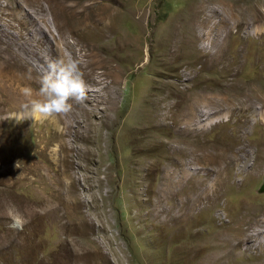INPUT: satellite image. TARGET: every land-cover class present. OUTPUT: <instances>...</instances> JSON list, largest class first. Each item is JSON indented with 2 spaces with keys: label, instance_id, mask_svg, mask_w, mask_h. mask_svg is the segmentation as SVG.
I'll use <instances>...</instances> for the list:
<instances>
[{
  "label": "rangeland",
  "instance_id": "1",
  "mask_svg": "<svg viewBox=\"0 0 264 264\" xmlns=\"http://www.w3.org/2000/svg\"><path fill=\"white\" fill-rule=\"evenodd\" d=\"M27 1V11L38 5ZM11 5L23 13L17 0ZM115 5L118 35L142 48L120 53L128 72L119 113L102 124L97 142L72 137L67 154L49 140L52 117L0 114V264H264V226L256 224L264 218V104L243 103L227 90L222 94L238 105L226 115L206 100L232 81L264 97V0ZM165 40L181 45L176 62L164 60L163 52H172ZM212 40H227L224 62L213 67L207 61L217 48H202ZM130 53L147 64L134 66ZM161 79L170 85L164 126L153 116ZM99 117L91 119L101 126ZM82 118L76 108L73 119ZM43 147L41 158L36 150ZM61 159L73 160V169L59 166ZM172 171L175 180L168 179Z\"/></svg>",
  "mask_w": 264,
  "mask_h": 264
},
{
  "label": "bare ground",
  "instance_id": "2",
  "mask_svg": "<svg viewBox=\"0 0 264 264\" xmlns=\"http://www.w3.org/2000/svg\"><path fill=\"white\" fill-rule=\"evenodd\" d=\"M1 1L2 0H0V114L14 113L16 117H18L17 112L20 111L21 114V105L26 99L22 94L23 89L31 88L34 96H38V89L40 87L39 81L51 61L61 58L78 59L82 62L81 68L89 86L87 99L83 103L71 101L73 103V108L68 114L62 116L58 115L59 118L57 116L52 117L56 125L54 124L55 129L49 133V140L58 141V146L62 147L67 154L73 150L74 145L72 143V137L76 140H91L92 138L93 141L95 140L97 142L101 136L100 131L102 124L104 126L111 120L113 121L112 111H116L117 114L119 113L121 85L128 72L122 64L120 53L126 49L136 51L142 48L138 41H129L118 35V33L121 34L119 24L121 11L115 5L117 0H56V4L54 0H37V7H34L30 11L23 9V7L29 5V1L17 0L18 6L22 7L23 13H21V11L18 12L17 7L15 8V6L11 5V0H4L5 3ZM42 1H47L49 3L52 1L55 6L52 7L49 4L47 7H44L42 6ZM46 10L52 15L51 20L46 17L44 13ZM133 13L134 12H132V14ZM262 16H264V13ZM52 25L59 31V36L53 31ZM108 37L112 39L107 40ZM226 41L227 40H212L209 46L202 47L204 49L208 47L217 48V52H214V54L216 53L217 55L212 54L214 56L208 58V66H216L217 63L220 64L225 58ZM161 43L168 50L172 51L171 53L167 51L169 52V56L166 52H163L164 60L167 61L169 58V62H176L181 56V52L179 51L181 45L176 43L170 44L167 40ZM150 49L148 50L150 51ZM135 57L134 53L129 54V59L134 66L140 68L147 64V61L140 63L141 57H136V59ZM188 65L193 66L195 64L189 63ZM233 82L234 81L228 82V85H226L228 86L227 89L220 88V93H216V96H213L214 98L206 99L207 103L211 105L214 111H222L221 113L224 112L225 114L227 112L226 115L229 114V110L233 107V104L236 106L238 105L234 103L236 98L245 99L243 103L246 104L248 102L254 105L258 103L264 104V97L259 95L257 91H254V88L249 89L246 84L238 85ZM169 86L170 85H167L163 81L160 83L158 89L162 95L155 101L156 108L158 109L157 112L159 111V113H154L153 116L155 119H153L154 121L159 120V125L162 126H164L163 121L167 119V113L169 112L165 101L167 96H169ZM227 90L230 92L233 90L236 91L234 101L231 99V95L226 96V94H222L224 92L227 93ZM76 108L82 112V120L73 119ZM224 110H226V112ZM98 113L100 114L99 122L101 126L91 119L93 114L96 115ZM60 121L67 124L66 128L64 127L63 129L57 125ZM157 121L155 123L156 126H158ZM74 122L76 125L73 130ZM135 132L138 133L141 132V130L139 131L137 129ZM42 134L41 136H43ZM67 137H70V139H66ZM137 141L138 139L131 143L135 144ZM50 142L48 143L50 144ZM144 142L146 146L149 145L147 139H145ZM38 143H40V141H38ZM48 143L46 142L45 144L48 146ZM159 143L164 146V149L166 148L165 151L168 150V146L164 145L166 144L165 138ZM229 144L230 143H227V145ZM152 149H154V147ZM36 151L40 157L44 155V153L47 154V150H45L44 147ZM65 151L61 153V156L65 154L63 159L67 156ZM183 152L185 153L186 151L183 150ZM223 157L224 156L221 155L217 156L219 164L223 161ZM63 159L59 160L58 165L73 169V160H69L66 164V161H63ZM13 167H15L14 164L9 165L6 169L11 170ZM21 167L32 168L34 164L29 165L23 163ZM173 174L172 171V173L168 175V179L171 178L175 180ZM178 182H180V179H178ZM198 197L196 198L198 199ZM194 203L195 202H192L190 204L191 209H194ZM184 218L185 217L182 215L181 217L178 216L180 221ZM256 224L258 226H264V218L259 219ZM255 232H257V229ZM198 251L199 249L195 250L194 254L198 255Z\"/></svg>",
  "mask_w": 264,
  "mask_h": 264
},
{
  "label": "clouds",
  "instance_id": "3",
  "mask_svg": "<svg viewBox=\"0 0 264 264\" xmlns=\"http://www.w3.org/2000/svg\"><path fill=\"white\" fill-rule=\"evenodd\" d=\"M81 63L72 58L51 61L39 81L38 96H34L31 88L23 89L22 94L26 99L21 105L22 112L17 120L65 115L73 108L71 101L85 102L89 86Z\"/></svg>",
  "mask_w": 264,
  "mask_h": 264
}]
</instances>
